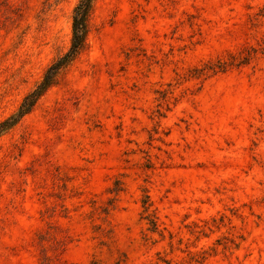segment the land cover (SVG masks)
<instances>
[{
	"label": "rangeland",
	"instance_id": "1",
	"mask_svg": "<svg viewBox=\"0 0 264 264\" xmlns=\"http://www.w3.org/2000/svg\"><path fill=\"white\" fill-rule=\"evenodd\" d=\"M78 2L0 0V125ZM0 264H264V0H96L0 135Z\"/></svg>",
	"mask_w": 264,
	"mask_h": 264
},
{
	"label": "trees",
	"instance_id": "2",
	"mask_svg": "<svg viewBox=\"0 0 264 264\" xmlns=\"http://www.w3.org/2000/svg\"><path fill=\"white\" fill-rule=\"evenodd\" d=\"M96 0H79L73 12V37L68 53L60 57L46 70L40 84L24 99L16 115L0 125V135L14 126L24 115L28 114L37 100L56 82L61 70L73 62L85 46L88 34V21Z\"/></svg>",
	"mask_w": 264,
	"mask_h": 264
}]
</instances>
